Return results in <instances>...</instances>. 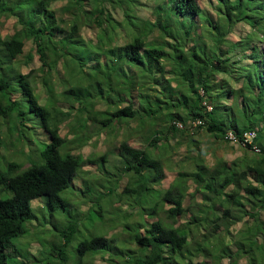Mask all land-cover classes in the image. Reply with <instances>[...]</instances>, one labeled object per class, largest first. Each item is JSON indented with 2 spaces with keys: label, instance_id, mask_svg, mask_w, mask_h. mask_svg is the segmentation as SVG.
<instances>
[{
  "label": "trees",
  "instance_id": "16d2710c",
  "mask_svg": "<svg viewBox=\"0 0 264 264\" xmlns=\"http://www.w3.org/2000/svg\"><path fill=\"white\" fill-rule=\"evenodd\" d=\"M24 1L0 0V17H16L21 26L13 35L0 36V110L5 117L15 118L13 126L18 129L19 140L30 146L31 153L36 147L25 129L31 131L37 123L46 136L43 140L37 138L44 145L39 163L23 170L20 164L8 162L7 170L0 173V191L10 193L9 197H0V264H9L13 240L27 234V223L37 219L32 201L40 197L46 199L52 216L61 212L67 219L64 226H55L57 238L47 245L45 256L39 260L44 264H84L85 256L101 253L110 256L111 264H214L208 259L196 260L198 255L209 257L211 252L198 240L191 248L196 235L191 226L199 229L206 223L214 224L213 233L220 222L230 225L231 219L236 221L231 209L223 207L224 199L225 204L239 207H245L243 200H255L256 206L264 208V47L251 44L250 37L246 44L240 42L247 63H237L239 67L235 69L234 62L220 48L223 34L218 39L207 31L215 38L213 51L212 45L197 33L198 22H207L212 30L218 29L222 21L231 26L245 22L264 33V13L256 7L251 9L254 2L250 6L245 0H218L219 20L214 21L200 4L204 0H153L152 9L158 19L151 23L138 17L137 9L142 6L138 0H27L29 5ZM56 1H67L68 12L75 16L69 30L55 19L51 5ZM87 4L90 10H86ZM106 5L121 10L124 20L114 18ZM92 26L99 30L95 52H89V41L80 33L82 28ZM123 31L131 41L118 45L117 38ZM154 31L161 33L162 42L148 40ZM60 33H64L63 37L58 36ZM193 40V47L188 48V42ZM28 41L41 65L22 74L18 58ZM33 59L29 55L26 63ZM20 104H26L28 112ZM59 104L69 105V111L57 107ZM101 104L106 108L99 109ZM27 115L36 120L29 126ZM195 120L203 124L188 129V123ZM174 122L183 123L185 128L179 129ZM64 124L71 126L72 139L61 136ZM91 128L99 136H124L114 155L120 161V188L122 178H127L122 192L117 194L120 203L129 196L143 202L142 197L152 190L158 191V199H153L152 208H145L146 203L141 201L129 204L139 207L141 215L139 221L129 222L132 214L121 217L122 208L115 207L112 192L117 191L118 184L101 194L98 202H108L105 206L117 210L120 220L124 219L122 232L115 237L81 240L77 246L79 260L70 263L66 246L80 233L79 220L71 211L70 201L61 194L74 184L85 160L71 153L64 156L61 148L68 141L78 149L87 145L92 138ZM201 130L227 143L228 131L241 136L255 130V144L261 153L242 147L245 156L238 162L229 165L220 160L210 168L194 139V133ZM136 137L144 138L145 148L129 144ZM174 138H187L194 145L198 151L191 158L194 168L182 170L181 166L170 187L157 190L155 186L166 178L164 155ZM159 150L165 151L159 154ZM108 159L106 153L90 161L103 164L106 170ZM19 171L22 173L17 174ZM192 179L203 204L190 222L177 227L178 219L188 211L185 200L189 195L195 197L188 194ZM84 185L83 195L92 192L87 179ZM208 202L212 204L208 206L210 210L202 215ZM218 203L223 207L222 215L217 214ZM162 214L172 222H166ZM204 237L209 239V235ZM228 248L223 244L220 253H227ZM222 257L220 254L217 259Z\"/></svg>",
  "mask_w": 264,
  "mask_h": 264
},
{
  "label": "rangeland",
  "instance_id": "374dc122",
  "mask_svg": "<svg viewBox=\"0 0 264 264\" xmlns=\"http://www.w3.org/2000/svg\"><path fill=\"white\" fill-rule=\"evenodd\" d=\"M32 1V0H30ZM142 2V6H139L137 9L138 17L144 19L145 21L155 23L158 19L157 14L152 9L153 0H138ZM34 2V1H32ZM247 5L250 6L253 3L255 7L260 9L264 13V0H245ZM24 4L29 5L27 0L24 1ZM67 1H56L52 2L51 9L55 13V19L60 23L63 28L69 30L71 27V22L74 20L75 16L68 12ZM201 6L209 12L214 21H218V12L216 7L218 6V0H204L200 2ZM26 5V6H27ZM109 10L112 11L114 18L117 20L123 21L124 16L122 11L119 9H114L111 5H106ZM86 10L89 9L87 4ZM117 10V11H116ZM253 11V10H252ZM61 21V22H60ZM63 22V23H62ZM189 24V21H185ZM144 25L141 26V28ZM21 26L18 24L16 17H0V36L2 38L13 35L16 30L20 29ZM264 30V24L261 27ZM144 30H147V27H143ZM212 31L216 34V38L219 39V36L223 34L224 42L221 44V49L227 53L234 62V67L237 69L239 66L237 63L246 64L247 59L245 57V51L242 47H239L240 42L246 44L248 37L253 38L251 44H258L259 48L264 47V33L261 31H256L250 25L245 22H239L235 25H227L225 22H221L218 29H213L211 25H208L207 22H198L197 33L203 35V41L213 48V51L216 49L213 45L215 38L211 37L212 34L208 32ZM81 35L87 40V48L89 52L98 51L97 36L99 30L94 26L84 27L80 30ZM64 33H60L58 36L63 37ZM193 38H197L193 36ZM213 39V41H212ZM150 42H162L161 33L159 31H154L149 37ZM168 40V39H167ZM131 41V38L127 35L125 31L121 32V37L117 38L116 44L124 45ZM172 41V40H171ZM173 42V41H172ZM195 41L188 42V48H192ZM102 46V44H100ZM33 44L31 41L26 43L24 53L18 58L20 63L19 70L22 74L29 73L30 70H37L41 63L39 62V57L36 55L32 48ZM219 48V49H220ZM248 52L246 53V55ZM29 55H33L34 59L26 63ZM226 55V56H227ZM237 64V65H236ZM167 70H170V67H167ZM36 78V73L34 74ZM38 77L36 78V80ZM173 85H175L173 83ZM236 87L240 86L239 84H233ZM22 108L26 107V104H20ZM63 108V111H69V105L59 104L57 107ZM1 108V107H0ZM99 109H105L106 106L101 104L98 107ZM26 112L27 109L24 108ZM27 125L32 124L34 120L31 116L27 115ZM15 120V118H14ZM14 120H11L10 117H5L0 110V173L7 170L8 162H16L22 166V169L25 170L31 166L33 163L40 162V152L43 151L44 145L37 142V138L41 140L45 139V132L41 130V126L36 123L34 126L35 129L31 131H26V135L31 137L34 141L33 145L36 147L35 152L31 153L30 146L26 143H23L19 140V132L16 127L13 126ZM36 121V120H34ZM135 126V124H133ZM71 126L69 124H64L61 127V136L68 137L69 139L73 138V133L70 130ZM90 133L92 138L89 143L82 148H76L75 145H72L71 142H67L63 148H61V153L65 156L68 153L82 156L85 160L84 167L78 171V177L74 180V184L62 192L61 196L65 199H68L72 205V213L75 215V218L79 220V230L80 233H76L75 238L66 246V254L69 257L70 263H75L79 260L77 246L78 243L85 238H92L94 236H107L115 237L119 236L122 232V220L120 216L117 215L114 209L111 207H106L108 202L102 200L98 202L101 194H107L108 189H112L114 185L119 186L117 191H113L112 195L116 198H113L114 202H117L115 205L116 208H122L123 217L125 214H132L128 217L129 222L139 221L141 215L139 216L140 209L131 207L129 204L134 203V201H141L142 204L146 203L145 208L152 206L153 199L157 201L158 191H151L150 194H147L142 200L136 196H129L120 201L117 199V194L122 192V189L127 183V178L123 177L121 180L120 188V161H118L114 155L117 154V147L120 144V141L124 139V136L120 134L114 138V136L107 135L106 133H101L95 135L94 128H91ZM149 131V130H147ZM139 136V135H138ZM143 136V135H142ZM194 139L199 144L201 148V156L205 158L206 164L210 168H214L220 160H223L229 165H233L235 162H238L245 156V151L242 147L230 144L222 140H216L213 136L207 134L205 130H201L200 133H194ZM143 137H136L129 141V144L136 148H145L146 143L143 141ZM171 148L165 151L164 163L166 170V178L162 184L155 186L157 190H166L174 182L178 175V169L182 166V170L193 169L194 165L191 160L192 157L198 155V151L194 148V145H190L187 138H174L170 140ZM163 150H159V154H163ZM113 152V153H111ZM109 154L108 164L105 163L106 170L99 163H91L92 160H96L103 156L104 154ZM91 160V161H90ZM22 170V171H23ZM19 171L17 174L22 173ZM15 174V175H17ZM84 179H87L90 185H92V192L87 195L81 193L84 190ZM105 185L106 188L101 187ZM190 189L188 194H195V197L190 195L184 202V207L188 209L187 213L183 218H179L176 226H183L190 222L193 217V213L199 214V206L203 204L201 193L195 192V185L193 179L189 182ZM10 193H2L0 191V197L6 198L9 197ZM106 196V195H105ZM104 196V197H105ZM223 207L231 209V215L236 218V221L231 219L233 223L229 225L227 222H220V227L216 232L214 231V224H204L202 227L197 229L194 226L192 227L193 233H195V238L191 242V248L195 247L194 242L198 240L204 247L210 250L211 255L205 257L203 254L198 255L197 261H203L208 259L214 264H232L234 260L235 264H264V208L260 207V204L256 206L253 202H246L245 207H239L235 204H225ZM257 203V202H256ZM155 205V204H154ZM205 205V204H204ZM203 205V206H204ZM211 202L206 203L204 212L202 215L209 212L208 206H211ZM46 204V199L40 197L32 201V207L36 215L35 220L27 223V234L17 237L13 240L12 245L14 250L11 251V257L9 258V264H19L22 261L29 264H44L43 261H39L45 256L47 252V245L51 246L52 241H55L57 238L55 226H64L67 221L64 214L61 212L55 213L53 216L50 213ZM202 206V207H203ZM223 207L217 206V214H223ZM152 208V207H151ZM166 208H169V205H166ZM246 211L247 213H241ZM212 212V211H210ZM213 213V212H212ZM254 214L255 217L251 215ZM161 217L168 223L172 221L166 218V214H162ZM127 220V219H126ZM225 221V220H224ZM206 227V228H205ZM212 233V235H210ZM205 235H209V239H205ZM227 245V253H220L219 248ZM49 246V248H50ZM134 248H137L136 245H133ZM226 248V247H225ZM17 254V255H16ZM220 254H223L221 259H217ZM233 263V264H234ZM84 264H111L110 256L108 254H95L93 256L87 255L84 258Z\"/></svg>",
  "mask_w": 264,
  "mask_h": 264
},
{
  "label": "built area",
  "instance_id": "2783aa9c",
  "mask_svg": "<svg viewBox=\"0 0 264 264\" xmlns=\"http://www.w3.org/2000/svg\"><path fill=\"white\" fill-rule=\"evenodd\" d=\"M208 110L211 111L212 107L208 106ZM174 123L179 129L185 128L184 124L181 122H174ZM202 124H203V121L195 120V121H190L187 127L188 129L193 130L194 128ZM256 138H257V132L255 130L246 131L241 136H238L233 131H228L225 136L226 141H228L230 144L237 145L243 148H248L253 153L259 154L261 153V148L257 144H255Z\"/></svg>",
  "mask_w": 264,
  "mask_h": 264
}]
</instances>
